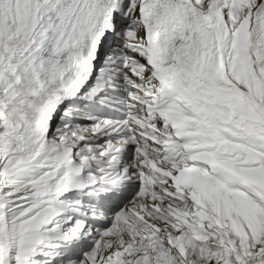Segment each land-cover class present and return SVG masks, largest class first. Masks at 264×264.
Returning a JSON list of instances; mask_svg holds the SVG:
<instances>
[{
    "label": "snow or ice",
    "instance_id": "snow-or-ice-1",
    "mask_svg": "<svg viewBox=\"0 0 264 264\" xmlns=\"http://www.w3.org/2000/svg\"><path fill=\"white\" fill-rule=\"evenodd\" d=\"M0 264H264V0H0Z\"/></svg>",
    "mask_w": 264,
    "mask_h": 264
}]
</instances>
